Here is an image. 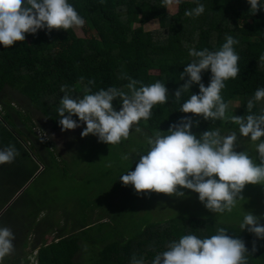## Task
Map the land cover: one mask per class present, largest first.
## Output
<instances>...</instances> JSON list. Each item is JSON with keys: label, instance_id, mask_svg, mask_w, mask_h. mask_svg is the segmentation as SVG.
<instances>
[{"label": "trees", "instance_id": "trees-1", "mask_svg": "<svg viewBox=\"0 0 264 264\" xmlns=\"http://www.w3.org/2000/svg\"><path fill=\"white\" fill-rule=\"evenodd\" d=\"M68 2L85 20L88 30L95 33L93 38H82L74 29H54L51 33L42 29L34 35L26 34L24 42L11 48L0 44V150L14 146L18 152L12 163L0 165V224L6 215L14 217L9 222L15 237L11 254H24L27 248H33L38 264H132L133 257L142 259L144 264H153L155 256L181 236L193 234L205 238L224 228L230 237L245 242L248 264H264V240L240 227L204 219L179 217L162 225H149L130 239H109L104 219L93 224H75L73 218L64 216L55 206L54 218L51 212L44 221L47 208L42 199L26 200L17 219L19 211L15 209L16 203L11 206V202L26 197L25 186L38 173L48 170L52 160L58 161L59 152L52 141H44L39 135L32 113L39 111L55 130H60L57 109L65 95L61 92L62 85L67 86L73 98H82L85 86L92 93L109 87L128 92V78L145 86L159 81L168 89V102L155 106L150 119L141 120L138 126L154 136L158 131L167 134L173 124L190 118L192 132L199 138L206 131L222 130L224 120H205L180 112L191 93L199 94V85L193 84L191 92L177 102L175 92L187 79L181 80L180 75L194 59L189 55L191 48L218 51L226 42V35H231L239 40L234 50L240 59L237 78L226 81L221 91L228 104L226 114L232 103L240 107L241 117L264 114V101L256 102L252 112H247V102L257 89L264 88V68L258 64L259 57L264 55V7L252 14L248 0H181L177 13L170 15L162 0ZM260 3L264 5V0ZM198 4L205 7L202 15H184ZM152 22L159 25V32L145 30ZM211 75L210 70L202 73L205 87L209 86ZM93 80L95 83L89 85ZM113 107L121 109L119 99L113 102ZM73 119L82 123L78 117ZM8 204L11 207L6 208ZM69 221L74 223L70 230ZM260 223L264 225V219ZM93 232L97 234L91 236ZM50 235H55L53 242H49ZM31 237L35 238L32 245ZM85 248L89 254L85 255ZM29 258L10 259L7 255L0 264H10L12 260H17L15 264H31Z\"/></svg>", "mask_w": 264, "mask_h": 264}, {"label": "clouds", "instance_id": "clouds-1", "mask_svg": "<svg viewBox=\"0 0 264 264\" xmlns=\"http://www.w3.org/2000/svg\"><path fill=\"white\" fill-rule=\"evenodd\" d=\"M251 13L256 14L261 7L260 0H248ZM181 0H162L165 8L177 6ZM205 11L203 4L185 11L187 17H199ZM85 20L78 14L68 0H0V44L6 49L17 42H24L26 34H36L47 29L68 31L82 28ZM226 42L218 51L207 48L189 50L193 57L191 63L180 75L186 83L175 92L179 102L185 93L191 92L193 84L199 85V94H192L184 101L180 112L194 114L205 120H228L239 127L241 137L250 138L256 144L259 163L250 158L247 151L237 152V134L221 135L219 129L209 130L199 136L193 134V121L184 118L173 124L167 134L158 131L146 138L149 150L140 155L134 171L120 177L125 186L134 187L137 194H165L183 197L179 189H188L199 194V200L215 213L232 212L246 185H264V114H248L245 117H228L226 104L221 96L225 82L237 78L239 74V55L234 45L239 40L226 35ZM259 67L264 68V55L259 57ZM210 70L209 86L202 83V73ZM128 92L117 87L101 89L95 93L85 86L82 98L68 94L67 86L60 107L57 109L62 131L81 127L73 117H78L86 128L82 138L89 135L98 137L99 142L118 145L130 137V133L141 132V120L151 117L152 109L168 102L169 92L165 84L157 81L150 85L128 78ZM83 82V77H81ZM95 81H89V85ZM140 84V87L137 85ZM119 99V111L113 102ZM264 101V88L256 90L254 97L247 102V112L251 113L256 102ZM135 126V127H134ZM259 142V143H257ZM18 152L14 146L0 150V165L14 161ZM124 156L123 159H128ZM218 177V179H216ZM242 230H247L258 239L264 240V225L250 212H246ZM15 237L8 227H0V259L14 251ZM255 244L253 251H255ZM34 252V261L36 260ZM248 250L241 239L232 238L224 228L210 237L183 235L178 242L167 245V250L155 256L153 264H248ZM132 264H144L142 259L133 257Z\"/></svg>", "mask_w": 264, "mask_h": 264}, {"label": "rangeland", "instance_id": "rangeland-1", "mask_svg": "<svg viewBox=\"0 0 264 264\" xmlns=\"http://www.w3.org/2000/svg\"><path fill=\"white\" fill-rule=\"evenodd\" d=\"M168 13L176 14L177 6L168 9ZM74 30L82 38H93L95 34L90 32L86 25ZM145 30L159 32V25L152 22L145 27ZM238 108L240 107L237 103L234 105L232 103L226 116L241 117V110ZM32 116L43 140L54 143L55 151L59 152L58 161L52 160L48 170L38 173L25 186L26 197H21L18 202L15 198L12 204L10 203L11 206L16 203L15 209L19 211L18 220L25 208L26 200L34 202L39 199H42L47 208L43 214L44 221L54 211L53 206L64 216L73 218L75 224H93L104 219L109 239L118 237L130 239L149 225H162L179 217L204 219L230 227H240L246 212L252 213L259 220L264 219V185H246L241 194L244 200L238 201L232 212H225L222 215L209 211L200 202L199 194L188 189H179L184 193V196L180 197L157 193L137 194L133 186H125L120 177L128 171H134L140 155L146 154L150 147L146 143V138L152 136L141 128L139 133L133 130L130 137L120 144L108 145L99 142L98 137L93 135L82 138L81 133L86 128V124L81 123V127L65 132L62 129L55 130L47 118L37 110H33ZM43 124L46 126L45 129ZM237 127L238 125L233 124L230 119L224 120L220 133L226 136L235 132L238 137L235 150L247 151L250 158L259 163L256 144L251 142L250 138L241 137ZM70 141H73L74 145L70 143L65 148L64 146ZM124 156L129 158L125 160ZM10 204L6 208L11 207ZM12 217L6 215L0 227L10 228L9 222L11 223L14 218ZM51 218H54L53 212ZM64 221L65 219L59 223L63 224ZM73 221L68 223L69 230L74 224ZM61 226L63 227L64 224ZM96 234L93 232L91 236ZM54 238L55 235H50L49 242H53ZM34 240L35 238L31 237L29 243L32 245ZM86 249L85 255L90 252ZM32 251L33 248H27V253L8 256L10 259H25L29 256L32 264L34 261ZM16 262L17 260H12L10 264Z\"/></svg>", "mask_w": 264, "mask_h": 264}, {"label": "built area", "instance_id": "built-area-1", "mask_svg": "<svg viewBox=\"0 0 264 264\" xmlns=\"http://www.w3.org/2000/svg\"><path fill=\"white\" fill-rule=\"evenodd\" d=\"M35 254H37V252H36ZM33 260H34V259H33ZM34 263H35V264H38L37 262L33 261V263H32V264H34Z\"/></svg>", "mask_w": 264, "mask_h": 264}, {"label": "water", "instance_id": "water-1", "mask_svg": "<svg viewBox=\"0 0 264 264\" xmlns=\"http://www.w3.org/2000/svg\"><path fill=\"white\" fill-rule=\"evenodd\" d=\"M24 190H25V189H23V191H24ZM20 194H21V193H20ZM20 194H19V195H20Z\"/></svg>", "mask_w": 264, "mask_h": 264}]
</instances>
